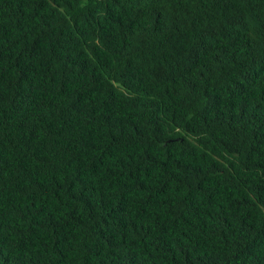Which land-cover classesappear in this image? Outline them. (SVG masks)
<instances>
[{"label": "trees", "instance_id": "1", "mask_svg": "<svg viewBox=\"0 0 264 264\" xmlns=\"http://www.w3.org/2000/svg\"><path fill=\"white\" fill-rule=\"evenodd\" d=\"M0 264H264V0H0Z\"/></svg>", "mask_w": 264, "mask_h": 264}]
</instances>
